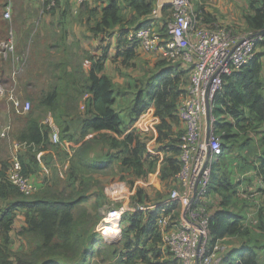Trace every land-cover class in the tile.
Here are the masks:
<instances>
[{"label":"trees","instance_id":"obj_1","mask_svg":"<svg viewBox=\"0 0 264 264\" xmlns=\"http://www.w3.org/2000/svg\"><path fill=\"white\" fill-rule=\"evenodd\" d=\"M51 1L46 0L45 5H49ZM105 1V6L101 10L96 8L90 12L92 17L97 14L100 16L97 25L93 28L96 34L111 33V29L122 25L125 22L123 13L126 9L132 10L129 17L132 22L152 14L158 0ZM257 2L258 5H255ZM257 2L253 1L250 4V13L246 16L247 25L255 33L264 31V0ZM168 8L172 7L165 6L162 11ZM205 21L208 22V20ZM168 23L162 25L159 28L160 31L165 32ZM129 43L132 47L135 45L140 48L139 43L132 41ZM262 45L264 41L259 44L258 52L249 65L225 78L224 89L216 99L214 113L218 119L217 132L225 143H223V154L217 161V165H214L215 171L213 169L211 181L213 184L210 187V196L214 202L209 224L212 245L229 237L241 236L246 232L243 217L230 210L233 197L239 188L236 187L231 177L223 173V169H227L228 155L230 150L231 152L233 150L236 137L234 129L244 121L264 125V54L259 53ZM128 49L129 56L137 52V48ZM176 68L172 65L164 67L157 76L146 80L143 89L136 94L130 106L121 111L116 108L118 100L113 80L106 75H100L104 69L103 64L95 62L88 71L87 83L90 97L86 116L82 119V138L85 139L94 133L112 132V137L108 139L111 148H124L131 154V157L123 161V165L128 167V171L138 179L147 180L150 174L156 172L159 158L151 154L147 144L140 140L139 133L134 131L126 134V132L143 115L151 113L156 119L154 129L157 132V142L170 144L169 151L172 154L168 159L169 164L161 169V181L167 184L178 183L177 174L181 169L179 159L181 137L185 130L179 133V138L173 140V137L176 134L175 126L181 124L178 109L188 88V86L184 88V71H187L190 79L192 68L189 66L188 69L182 71ZM76 93L78 98L81 97V90ZM63 100H65V105L61 103ZM71 100L74 101L67 91L57 88L55 92L44 95L38 103L39 109L46 107L54 114L58 112L55 123L62 129L59 132L62 141L72 139L66 136L65 123L67 121H62L67 120V117H62L63 108H68ZM30 118L24 132L19 136V143L28 145L30 149L33 145L46 146L50 140V127L42 126L32 116ZM102 138L108 141L106 137ZM93 143H96V139L85 143L86 148L81 150V157ZM29 158L31 167L38 164L36 155L31 154ZM19 159L24 175L31 177L29 174L32 170L29 171L22 158ZM225 160L227 162L222 166V161ZM81 161L80 164L83 163ZM108 163L106 160V164L102 166H99V163L83 165L90 170L93 169L94 172H101L109 167L110 163ZM8 170L7 164L3 163L0 167V264H58L59 261H65L64 257H74L73 252H79V243L82 239L75 212L78 206L90 198L84 190H79L80 186H76L78 171L72 167L68 184L69 187L76 188V192L70 193L65 189L57 193L48 188L39 190L41 192H37L39 194L31 198V196L22 194L16 186L9 182ZM261 170L263 171L261 173H264V169ZM226 171L231 174V170ZM213 192L217 197L223 198L217 208H215L216 201L213 199ZM137 196L133 198V205L135 203L145 204L146 191L140 189ZM166 199L165 197L162 200ZM20 211L25 212V225L18 232V237L29 248L28 254L14 253L11 249L13 226L17 212ZM159 212L160 210L156 209L149 215L138 211L123 215L121 225L127 220L126 225L122 226L125 264H179L176 258L175 260L164 258L162 251L164 242L156 225ZM261 212H263L262 208L257 212L258 216ZM96 243L95 240L91 242V251L95 250ZM232 254L233 252L225 257L223 264H237L239 261L240 264H261L258 253L252 250L244 249L237 258H234ZM55 257H57L56 260H54Z\"/></svg>","mask_w":264,"mask_h":264},{"label":"rangeland","instance_id":"obj_2","mask_svg":"<svg viewBox=\"0 0 264 264\" xmlns=\"http://www.w3.org/2000/svg\"><path fill=\"white\" fill-rule=\"evenodd\" d=\"M54 1L55 5L51 8H48V6H50L52 2L49 5H45L46 0H28V4L40 6L44 11L43 14L46 13L51 18H54L56 15L59 16L60 22L63 20V25L67 29L69 28L70 31L66 29V31H61L58 35H65L67 39L74 38L76 49H79L77 39L80 37V57H78L77 54L73 56V50L70 49L67 44H62L60 48L55 49L54 54L51 53V45L47 46L50 67L43 69L49 73L47 74L45 72V75H49L50 77L52 76V72L55 74L57 72L56 75L59 77V82L61 84H64V81H68L76 86L79 81L81 90V97L79 98L77 93L74 95L70 93V98L74 101L71 100V102H69L68 108H63L64 114H62V117L69 118L74 114L78 115L80 113V119L82 120L86 116L90 97L88 93L87 77L88 71L95 62H101L103 66L106 64L107 73L115 79L114 84L118 100L116 108L119 111L128 108L136 94L143 89L144 82L153 78L155 75L157 76L164 67L171 65L176 66L178 71L188 69L186 68L187 66L191 67V65L184 61L173 64L162 60L156 53H143L139 47L135 45L132 47V44L130 45L128 39H126V34L139 26L151 24L156 28H161L166 22H171L173 16L172 8H168L164 12L162 10L156 13L153 11L152 14L142 17L136 20V22L129 20L130 13L125 12L123 13L125 22L121 27L118 26L111 29V33L96 34L93 28L97 25L100 16L97 14V16L92 17L90 12L94 7L98 6L99 3L86 4L78 9L77 14H74L73 10H75V8L72 9V6H74L72 0ZM253 1L257 2L258 0H193V4L195 12L203 18L204 24L222 26L227 29H234L239 34H247L251 32V29L247 26L246 16L250 13V4ZM105 2L108 1L106 0ZM26 4L27 0H0V19L1 22L4 23V25L1 26V41L6 38L9 28H13L17 36H19L18 30L23 29L22 20L24 19V7ZM255 5H258V2L255 3ZM8 6L12 11V19L10 22L5 21L3 15ZM205 20H208V22ZM52 34L53 33H49V37L53 38ZM114 44H116V46H114ZM42 47H46L45 44H42ZM128 48H137V52L129 56L127 52L129 50ZM64 50H66V53ZM259 53L264 54V45L260 47ZM69 54H71V56ZM68 58L71 59V61H67ZM107 60H109L108 63H106ZM15 62L14 59L10 61L0 59V82L4 83L7 88L13 86V80L12 77H10L13 70L22 72L23 69H30L28 61H26L25 64L21 62L17 65ZM78 62L81 64L80 68L77 67ZM74 63L76 64V75L74 78H70L67 71ZM78 72L79 77L77 74ZM184 72L186 74H184V88H187L190 79L189 75H187V71ZM49 77L45 79L47 80V85ZM45 80H42L44 84L46 82ZM38 92L35 94L33 100L27 99L22 91L19 92L18 97L24 102L31 103V108L27 111L29 114H37L38 117H44L42 119L44 125L49 126V123L53 121L55 127H59V125L55 123L58 112L54 114L48 109H39V100L46 94ZM21 96H24V98L22 99ZM78 102H80V104H78ZM71 104L75 105V108L71 107ZM10 106L11 104L9 101L0 99V132L2 133V135H0V167H2L3 163H6L9 169L16 155L13 146L17 141L18 135L25 130V127L22 128L18 126L19 134L16 136L14 131L9 129L11 115L14 113V111L10 112ZM18 115H20L19 120L23 121L25 117L23 113ZM141 118L137 120V122L140 121V125L136 126V122L133 123L126 134L134 131L139 133L140 140L147 144L151 154L159 156L160 159L157 164L158 166L161 165L162 169L169 164L168 159L172 156L169 151L170 144H159L157 142L155 131L148 125L151 118L150 115ZM62 121L66 122L65 119ZM174 132L176 134L173 140L179 138V133L184 132L182 124L175 126ZM233 132L236 135L233 150L229 152L228 162L226 160L222 161V166L227 162L226 167L231 170V174L226 171L227 169L224 170L223 167L222 169L223 173L231 177L232 181L236 183V187L239 188L238 192L235 193L233 197L230 210L236 215L243 217L246 232L241 236L225 239L221 242V245L224 251L233 252L232 256L234 258H237L244 249L257 252L261 264H264V208H262L263 212L260 213L261 216L259 214L260 217L257 214V205L264 204V192L259 190V186L262 185V180L258 177L259 174L264 175V173H261L263 172L261 169H264V125H256L249 121H244L241 122L240 126H237ZM93 138L92 135H89L88 138L86 137L83 139V142L88 143ZM99 140L100 141L96 145L99 147L98 155L100 156H102L101 153L104 152L106 144H109L108 152L105 153L107 158H105L110 164L108 163L109 167L103 169L101 172H94L93 169L90 170L83 164L75 165L74 169L80 173V175H78V180L81 182L78 181L80 184L76 186H80L79 190H84L86 194L88 193L90 195V198L88 201L78 206L75 212L76 220L79 223V234L82 235V239L79 243V252H73L74 257H64L65 261H59L58 264H125L123 261L125 248L122 226L126 225L127 220L124 221L123 225H121L120 222L118 226H115V230L112 229L109 234L104 233V231L106 227L112 226L107 221L109 219L108 214L113 208H121L124 205V200L128 201V207H132L133 199L129 193L125 191V188H120L121 184H124L127 189L128 187L130 189L135 186L139 180L128 171V167L123 165V161L131 157V154L125 151L124 148L112 149L109 140L107 142L103 138ZM223 143L225 142L223 141ZM110 156L112 158H110ZM222 169L220 171H222ZM156 172L152 173V175ZM85 178L87 180H85ZM148 179L149 177H147V180ZM133 183L134 185H132ZM159 187L157 191V194L159 193V199L157 200L165 197L168 198L171 191L178 186L177 184H167L163 182ZM48 188L57 193L65 189L70 193L76 192V188L66 186L63 182ZM116 190L118 191L119 198H122V201L115 199L116 197L113 195V192ZM38 194H34L31 198ZM212 196L216 201L215 208H217L223 198L217 197L214 192ZM128 212L129 211H127V213ZM248 218H250V220H248ZM22 225L23 218L19 216L17 221L15 220L13 234H16V236L13 238L11 249L14 253L28 254L29 248L24 245L23 241L18 237V232L22 228ZM93 240L97 243L95 250L91 251V242ZM162 251L164 252V258L167 257L170 260H175L165 245H163ZM56 258L57 257H55L54 260H56Z\"/></svg>","mask_w":264,"mask_h":264},{"label":"built area","instance_id":"obj_3","mask_svg":"<svg viewBox=\"0 0 264 264\" xmlns=\"http://www.w3.org/2000/svg\"><path fill=\"white\" fill-rule=\"evenodd\" d=\"M96 1L105 0H73L75 13L82 6ZM51 2L48 8L55 5L54 0ZM165 5L173 9L172 21L165 32L145 24L130 30L127 38L139 43L145 53H161L169 63L184 61L191 65L190 84L178 109L185 126L181 137L178 187L155 207L135 203L132 207L113 208L108 220L117 219L115 226H118L127 211L149 215L154 209H159L156 225L164 245L179 264H223L225 256L221 242L212 245L209 231L214 207L210 196L212 174L224 150L222 138L217 132L215 103L224 89L225 78L239 72L255 58L259 44L264 41V31L239 34L234 29L204 24L203 18L194 10L193 0H158L154 12H160ZM3 15L5 21H11L9 6ZM16 55V32L9 28L6 38L0 42V59L19 60ZM0 99H6L14 108L25 111L31 108L30 102L18 97L15 86L7 88L0 83ZM49 127L53 142L68 146L61 140L53 121ZM258 177L262 180L259 190L264 192V175L259 174ZM7 178L25 196H33L39 191L33 179L24 175L18 156H14ZM113 195L117 198L118 191H114ZM261 208L264 204L257 205V211Z\"/></svg>","mask_w":264,"mask_h":264},{"label":"crops","instance_id":"obj_4","mask_svg":"<svg viewBox=\"0 0 264 264\" xmlns=\"http://www.w3.org/2000/svg\"><path fill=\"white\" fill-rule=\"evenodd\" d=\"M73 1V0H72ZM104 1H96L93 3H99L98 6L94 7L92 10H95L96 8H99L101 10L105 4H100L103 3ZM91 3V4H93ZM107 4V3H106ZM101 6V7H99ZM25 9V14H24V19L22 20L23 26L20 22V25L23 27L22 30H18V35L16 33L17 37V55L16 57H20L19 60L14 59L15 64H20L23 62L24 64L26 61L30 64V69H23L22 72H19L17 70H13V73L11 74L10 77H12L13 80V86L16 87L17 89V95H19V92H24V96L27 97V99H34L35 94L41 93V94H49L53 93L57 90V88L62 89L63 91H67L68 94H76V92L80 91V86H79V81L77 82V85L75 86L73 83H65L61 84L59 82V77L55 73H51L52 76L49 77V75H45V72L43 69H47L50 67V62L48 60V45H51V53H55V49L60 48L62 44H67L69 45V48L73 50V56L78 55V57L81 56V49H80V37L77 39V44L79 46V49H76V44L74 38H65V35H58L60 34L61 31H66V27L63 25V20L60 22V17L55 16L54 18H51L48 14L44 13L43 10L41 9L40 6H33L27 4L24 7ZM72 9H74V6H72ZM203 9V8H201ZM125 12H129L131 14L132 10L131 9H126ZM74 14L75 10H73ZM59 15V14H58ZM4 25L3 22H1L0 19V41L2 38V33H1V26ZM120 27L122 25H119ZM248 26V25H247ZM118 27V26H117ZM249 27V26H248ZM18 29V26H17ZM67 31H70L68 28ZM16 32V31H15ZM251 32H253L251 30ZM49 33H53L52 36L53 38L49 37ZM100 36V35H99ZM97 36V37H99ZM42 44H45L46 47H42ZM60 44V45H59ZM73 45V46H72ZM116 46V44H114ZM143 53L144 51L139 48ZM66 50H64L65 52ZM66 53V52H65ZM148 54V53H147ZM162 60H164L163 56L161 53H156ZM71 56V54H69ZM72 59V57H71ZM71 59H67V61H71ZM109 60L106 61L108 63ZM79 62L77 67L80 68ZM57 66V65H56ZM55 66V67H56ZM106 64L104 65V69L101 72L100 75H106L110 77L113 82L115 79H113L106 71ZM187 66L186 68H188ZM76 64L74 63L72 67L68 68V76L70 78H74L76 75ZM75 70V71H73ZM47 73V72H46ZM49 74V73H47ZM79 77V72L77 73ZM49 77L48 80V85L47 83V77ZM45 80V84L42 82V80ZM60 83V84H59ZM21 94V93H20ZM22 97V99L24 98ZM63 105H65V100L61 102ZM80 104V102H78ZM11 109L10 112L14 111L11 115V123L9 124V129L14 131V134L17 136L19 134V127L21 126L22 128H26L29 122L30 116H32L33 119L36 121L40 122V124L44 127V121L42 119L44 117H38L37 114L31 115L29 112L25 111L24 109H18L14 108L11 104ZM71 107L75 108V105L71 104ZM45 109H48L44 107ZM23 113L25 116L23 118V121H20V115L18 114ZM78 113V112H77ZM150 115V122L148 123L149 127L153 129L156 133L157 137V132L154 129V124L156 123V119L152 116L151 113H147L144 116ZM19 116V118H18ZM81 114L79 113L72 115L71 117H67V122L65 123L67 129L66 136L71 137L72 139H66L63 141L64 143H67L68 146L63 145H57L53 142L52 136L50 134V140L46 146H36L33 145V148L30 149L28 145H24L19 143V136L17 137V141L15 142L13 148L15 152V156H18L19 158H22V160L25 163L26 168L30 171L32 170V173L29 175L31 178L35 181L37 187L39 190H44L48 187H53L55 185L61 184L62 182L68 186L70 176L72 174V167H75L76 164H80L79 162L81 159L83 163L81 164H91L93 163H99V166L105 165L106 164V156L105 153L108 152V145L106 144V148L104 152L101 153L102 156L98 155L99 152V147L96 145L102 137H106V140L112 137L113 133L112 132H101V133H94L91 134L93 139H96V143L90 144L88 149H86L84 155L81 157V150L85 147V143L83 142L82 138V120L80 119ZM142 120V118H141ZM183 129L185 128L184 124L181 122ZM140 125V121L136 122L135 124ZM19 126V127H18ZM47 130V128H45ZM57 130L60 132L62 129L60 127H57ZM48 131V130H47ZM23 133V132H22ZM88 138V137H87ZM92 139V140H93ZM107 142V141H106ZM36 155L38 164L36 166L31 167V161H30V155ZM156 158H159V156L154 155ZM160 159V158H159ZM160 172H161V165L158 166V170L155 174H151L149 176L148 180H145L143 178H139L138 183L131 187L129 189L126 188L125 191L129 193V195L132 197V199L137 196V193L140 189H144L146 191V200L145 204L151 205V206H158L163 202L162 199H159V193L157 194V191L159 190V185L162 184L163 182L161 181L160 178ZM78 175L80 173L77 172ZM91 178V177H90ZM78 180V178H77ZM80 182V180H78ZM76 182V185H79V182ZM74 182V180H73ZM139 188H138V187ZM120 188L124 189L125 185L121 184ZM129 196V197H130ZM155 198V199H154ZM122 198H119V196L116 198V200H121ZM161 201V202H160ZM128 201L124 200V205L127 204ZM123 205V206H124ZM155 210V209H154ZM19 216H22L23 218V225H25V212L20 211L17 212V218ZM250 217V216H249ZM250 220V218H248ZM14 227L13 226V232H12V239L16 236L14 233ZM22 229V228H21ZM115 230V228H114ZM107 235V234H106ZM21 247V246H20ZM223 249V248H222ZM231 253L230 251H224L223 250V255L226 257L228 254Z\"/></svg>","mask_w":264,"mask_h":264},{"label":"bare ground","instance_id":"obj_5","mask_svg":"<svg viewBox=\"0 0 264 264\" xmlns=\"http://www.w3.org/2000/svg\"><path fill=\"white\" fill-rule=\"evenodd\" d=\"M107 222H109L112 226H111V227H106L104 233L109 234V233H111L112 229L114 230L115 225H116V223H117V219H114V220H108ZM113 227H114V228H113Z\"/></svg>","mask_w":264,"mask_h":264}]
</instances>
